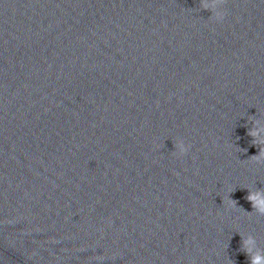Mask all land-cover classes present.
<instances>
[{"label":"water","instance_id":"1","mask_svg":"<svg viewBox=\"0 0 264 264\" xmlns=\"http://www.w3.org/2000/svg\"><path fill=\"white\" fill-rule=\"evenodd\" d=\"M224 8L0 0V264H249L239 234L264 248V217L223 208L232 188L252 212L264 189L245 161L264 0Z\"/></svg>","mask_w":264,"mask_h":264},{"label":"clouds","instance_id":"2","mask_svg":"<svg viewBox=\"0 0 264 264\" xmlns=\"http://www.w3.org/2000/svg\"><path fill=\"white\" fill-rule=\"evenodd\" d=\"M227 3L228 0H199L200 9L209 11L211 13L209 19L215 23H223L226 19L227 12L224 6ZM248 121L251 123L248 135L252 137V143L258 148L259 154L251 156L245 161L264 166V119L257 118V116H249ZM173 144L174 151H172V155L178 158L186 156L191 147L182 138H177ZM241 151L246 150L241 149ZM235 191L236 189L230 188L229 195L223 198L224 209L227 206L233 210H243L249 217H264V189H247L248 195L245 199L251 203L252 212H246L242 207H238L239 202L231 198V194ZM239 235L242 239L240 250L246 254L249 264H264V248L258 246L257 238L252 234L247 236ZM99 259H102V257ZM229 264H235V262L229 258Z\"/></svg>","mask_w":264,"mask_h":264}]
</instances>
